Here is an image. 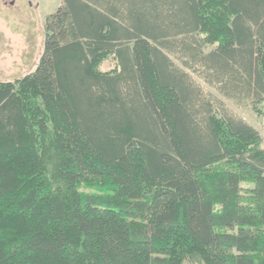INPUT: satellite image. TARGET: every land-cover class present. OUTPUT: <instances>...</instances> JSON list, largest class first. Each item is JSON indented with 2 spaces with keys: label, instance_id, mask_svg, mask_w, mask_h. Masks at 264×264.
<instances>
[{
  "label": "trees",
  "instance_id": "1",
  "mask_svg": "<svg viewBox=\"0 0 264 264\" xmlns=\"http://www.w3.org/2000/svg\"><path fill=\"white\" fill-rule=\"evenodd\" d=\"M230 104L264 114V0H62L0 80V264H264L263 137Z\"/></svg>",
  "mask_w": 264,
  "mask_h": 264
},
{
  "label": "rangeland",
  "instance_id": "2",
  "mask_svg": "<svg viewBox=\"0 0 264 264\" xmlns=\"http://www.w3.org/2000/svg\"><path fill=\"white\" fill-rule=\"evenodd\" d=\"M62 0H0V80L13 81L35 71L44 52L46 17L54 13ZM107 59L102 69H114ZM234 110L252 124L263 137L264 114L253 109Z\"/></svg>",
  "mask_w": 264,
  "mask_h": 264
},
{
  "label": "crops",
  "instance_id": "3",
  "mask_svg": "<svg viewBox=\"0 0 264 264\" xmlns=\"http://www.w3.org/2000/svg\"><path fill=\"white\" fill-rule=\"evenodd\" d=\"M61 3H62V2H61ZM197 80H198L202 85H204V87H205L206 89H209V90L211 89L210 86H209L208 84H206L203 80L198 79V78H197ZM211 90H212V89H211Z\"/></svg>",
  "mask_w": 264,
  "mask_h": 264
}]
</instances>
